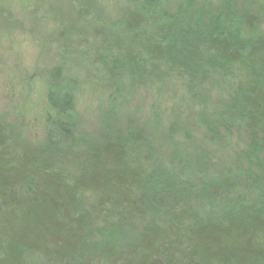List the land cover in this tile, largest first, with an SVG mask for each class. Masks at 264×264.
Returning a JSON list of instances; mask_svg holds the SVG:
<instances>
[{"label":"trees","instance_id":"obj_1","mask_svg":"<svg viewBox=\"0 0 264 264\" xmlns=\"http://www.w3.org/2000/svg\"><path fill=\"white\" fill-rule=\"evenodd\" d=\"M125 2L116 22L78 7L95 42L62 54L118 91L178 89L189 121L170 122L166 150L140 125H104L89 139L64 69L46 72L45 146L15 147L0 124V189L36 194L0 211V264H264L258 12L238 0ZM59 144L86 148V161L51 163L46 150ZM88 193L101 197L92 215Z\"/></svg>","mask_w":264,"mask_h":264},{"label":"rangeland","instance_id":"obj_2","mask_svg":"<svg viewBox=\"0 0 264 264\" xmlns=\"http://www.w3.org/2000/svg\"><path fill=\"white\" fill-rule=\"evenodd\" d=\"M237 3L258 12L259 30L264 32V0ZM78 7L111 22L128 9L125 0H0V124L12 145L45 146L47 121L54 118L47 103L49 80L45 73L62 66L65 79L61 86L73 95V121L81 135L97 139L104 125H140L158 137L166 150L172 139L165 133L167 127L171 121H189L190 106L178 89L169 86L161 94L152 89L118 91L116 85L94 76L82 62L69 54L64 56L62 50L69 46L87 48L95 42L94 28L77 13ZM73 34L77 38L71 39ZM71 80L74 87L69 86ZM85 150L59 144L46 151L51 163L66 159L68 165H75L86 161L89 152ZM30 197L36 194L16 184L1 188L0 211ZM84 200L91 215L98 212L100 195L88 193Z\"/></svg>","mask_w":264,"mask_h":264}]
</instances>
